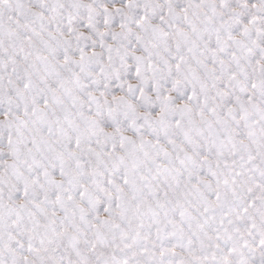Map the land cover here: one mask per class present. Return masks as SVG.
<instances>
[{"label": "snow or ice", "instance_id": "6c2138e0", "mask_svg": "<svg viewBox=\"0 0 264 264\" xmlns=\"http://www.w3.org/2000/svg\"><path fill=\"white\" fill-rule=\"evenodd\" d=\"M0 264H264V0H0Z\"/></svg>", "mask_w": 264, "mask_h": 264}]
</instances>
